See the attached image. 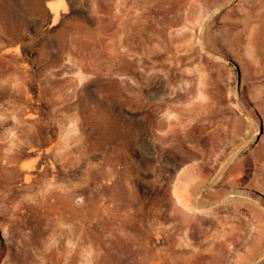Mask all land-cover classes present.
<instances>
[{
  "label": "rangeland",
  "instance_id": "rangeland-1",
  "mask_svg": "<svg viewBox=\"0 0 264 264\" xmlns=\"http://www.w3.org/2000/svg\"><path fill=\"white\" fill-rule=\"evenodd\" d=\"M121 1L122 12L134 14L140 11L138 0ZM16 2L25 19V4L29 0ZM44 2L51 7H66L70 12L63 13L64 18L58 27H73L88 36H96L99 32L101 35L104 21L115 23L111 18L117 12L116 4L111 0ZM143 5V13L148 10L146 19L142 21L144 25L141 23L145 27L159 26L166 30V20L174 11L182 14L185 10L196 19H202L203 50L199 48L198 41L194 44L202 58L200 84L198 72L193 75L189 71L184 74L187 78L183 76L185 81L190 79L188 84L184 80L179 81L180 75L176 73L168 82L166 74L173 64L168 63L162 49L157 47L155 52L158 54H128L126 58H135L139 75L136 71L135 75H127L124 79L117 72L109 73L106 67L103 71L100 69L102 58L95 48L77 49L73 53L84 61L89 70L88 78L101 80L99 90L91 91L90 99L85 100L81 83L87 79L75 86L72 94L66 87L69 74L62 71L67 64L66 45L41 62L42 70L33 79L31 90L25 91V61L20 60L22 46L6 44L4 49L9 52L0 59V137H3L0 138V205L11 206V212L0 216V221L7 223L10 231L9 236L2 235L0 227V263L4 258L5 264H62L64 255L75 250L78 260L87 258V263L76 264H170L168 231L178 218L172 203L180 208L181 205L175 201L172 192L168 197L171 205L168 206L164 205L166 200L153 198L151 187L154 181L157 178L169 179V176L155 157L138 151L141 149L132 123L134 125L137 120L138 104L155 108L160 105L162 109L165 96H172L176 105H180L181 100L188 101L190 105L201 102L204 129L211 133L217 129L214 134L220 146L213 158L223 155L218 163L212 159L205 163L194 161L197 169L203 166L209 173L208 182L196 196L207 194L206 206L217 211L199 213L183 209L189 218L182 224L188 240L193 242L191 249L200 250L205 257L203 264H211L208 256L214 252L223 256L219 257L223 264H235L241 254L251 257V264H264V196L245 187L254 179L264 187V177H256L252 163L254 155L261 157L264 154V0H145ZM134 6H138V10ZM85 13L92 15L93 19L89 22L84 20ZM97 18L101 20L97 21ZM30 19L27 14L26 20ZM50 44L37 42L36 54L43 45ZM128 76L133 77L127 79ZM196 76L198 80L194 78ZM160 80L164 84L157 93L155 87ZM181 81L188 87L183 89ZM115 82L117 86L121 85V98L124 99L121 100L123 108H118L121 113L117 111L126 117V121L120 126L107 124L109 128L105 129L102 137V122L98 123L94 114L103 96L115 93ZM198 85L203 92H199ZM196 93L202 98H197ZM63 99L72 106L67 117L54 110ZM25 109L37 119L36 125L44 134L53 119L59 130L65 131V135L53 137L62 140L70 137L77 156L87 167V175L77 173L70 192L45 186L44 180L49 174L26 184L25 169L21 168L25 165V154L16 163L6 159L3 148L6 132L11 131L16 136L21 127L19 119L24 118ZM256 128L260 135L252 139ZM246 143L251 151L246 150ZM240 159L243 162L234 167L235 161ZM261 159L264 164V155ZM61 181L60 178L56 180ZM232 202L235 207L230 205L234 204ZM210 218H214L215 228ZM215 234H222L227 241L219 244ZM231 236L235 243L228 239ZM198 260H202L201 257Z\"/></svg>",
  "mask_w": 264,
  "mask_h": 264
},
{
  "label": "bare ground",
  "instance_id": "bare-ground-1",
  "mask_svg": "<svg viewBox=\"0 0 264 264\" xmlns=\"http://www.w3.org/2000/svg\"><path fill=\"white\" fill-rule=\"evenodd\" d=\"M134 1L136 0H133L132 2ZM138 1L140 11L137 9L138 6H134L138 12H135L134 9L133 12L135 13L130 14L127 12L124 13V11L122 12L123 9H120V6L123 4L121 0H111L112 4H116L114 7L117 12L114 13V18H111L115 19L113 21L115 23L112 24V20L109 22L104 21L101 35L99 32L96 36H88L81 32L80 34L78 30L73 27V29L58 27L59 23L64 18L63 13L66 14L69 12L66 7L60 9L59 7H51L47 5L44 0H29V2H26L25 4L26 12L24 19V13L20 11L16 0H0V17L2 19L0 22V59L4 58V53L9 52L8 49H4L6 44L15 43L22 46L23 56L20 60L25 61V69L23 70V73L25 74V91H29L32 88L33 79H35L38 72L42 70L41 62L49 58L54 51L60 52L66 45H68L65 55L67 64L64 65L62 70L63 73L69 74V82L66 87L70 94H72L75 91V86H77L82 80L87 79L81 83V89L85 93L83 99L85 100L90 99L91 91L99 90L101 84L99 81L101 80L96 81L90 79L92 77L88 78L89 70L84 61L77 59L73 53L74 50L77 49L95 48L99 56L102 58L100 69L103 71L104 67H106V70L109 73L117 72L121 74L124 79L127 75L136 73L137 71L135 58H126L128 54L139 53L141 56H148L151 53L158 54L155 52V48L157 47L162 49L161 51H163L168 63L173 64L171 67L166 63L168 67H171L168 74H166L168 82L171 80L174 73L180 75L179 81H185L183 76L187 71L191 73L193 72V75H196L198 72L197 76L200 80L199 76L202 73V58L201 53L196 50L194 44L195 41H198V45H200L199 48L203 50L202 46L204 43L202 41V33L204 22L201 21L202 19H196V17H193L191 14L185 13V10L182 14L179 12L177 14L174 11V14L168 16V19L166 20V30L159 26L145 27L146 25L143 26L144 23H142V21L146 19L145 14H148V10L146 13H143L142 7L144 6L143 3L145 0ZM198 1L200 2L201 0ZM26 13L29 14V17L31 18L30 21L26 20ZM243 13L244 12H242V14ZM84 17V20L86 19L88 22L93 19L92 15H86V13ZM98 20H101V18H97V21ZM141 23L143 25H141ZM37 42H49L52 44L47 46L43 45L36 54ZM96 46H98V49ZM160 49L159 52H161ZM105 63L106 66H104ZM191 73L188 75H191ZM137 74L138 71L136 75ZM197 76L194 78L197 79ZM129 77L130 76H128L127 79ZM185 77L186 76H184V78ZM109 79L111 78L109 77ZM121 79L120 81H122ZM113 81H115V79ZM116 81L118 82L119 80ZM188 81H190V79ZM188 81H185L184 83L188 84ZM109 82L110 84L112 83V81ZM196 83L197 81L195 84ZM200 83L201 80L199 84ZM162 84L164 83H162L161 80L157 82L155 87L158 90L157 93L162 88ZM123 85H125V82ZM119 86L121 85H116V87H114L117 89L114 94H111V96H103L99 102V109L96 110V113L94 114L95 119L99 121L98 123L102 122L100 125L102 137L105 135V129L108 127L107 124L111 125L112 123H116L119 125L126 121V117L124 118L122 116L123 114H118V111L120 110H118V108H123L121 100H124L121 98V91L123 90H121L122 88ZM167 86L170 85L167 84ZM180 86L184 89L187 85L183 86L182 84ZM190 88L192 91V86ZM172 89L174 90L173 87ZM200 89L201 88L199 87V92H203L202 89ZM174 91L176 92V89ZM174 91L172 93H174ZM188 91H190L189 88ZM184 92L185 91L183 90V93ZM191 94H193V92ZM191 94L189 95L191 96ZM177 95L180 96L179 93ZM195 96L197 98H202V95L199 93H196ZM176 97L178 98V96ZM165 98V107L161 106L162 109L159 108L160 105L155 108V106L151 107L152 105H149L150 107H148L143 104H138V110L136 111L137 120H135L136 123L134 122V125L132 122L130 123L134 126V130L138 136L139 148L141 149L138 151L150 153L152 157H155L156 160L162 164V170L166 171L169 176V179L157 178L154 181V184L151 187L153 198L166 200L164 205L168 206L169 204L171 205L168 197L170 196V192H172L171 194L175 196V201L181 205V208L179 206L177 207V204L173 202L172 204L174 208L171 207L177 211L176 215L178 218L175 221L176 223H173L169 228L170 231H168V233H170V242L167 251L170 264H186L188 261H190V264H203V258L205 257L199 252L200 250L194 251L191 249L193 242L188 240L189 237L186 233V228H184L182 224L189 218L187 219V215L183 209L199 213L217 211L216 208L206 206L205 199L207 194L200 197L196 196L201 192L202 187L208 182L209 173L203 166L197 169L194 161L201 160L205 163L209 161V159H212L218 163L223 155L220 154L219 158H213L219 150L220 143L217 135L215 136L214 134L215 130H217L216 128H214V133H211L203 127L205 125V120L203 121L204 110L201 102H195L190 105L188 101L181 100L180 105H176L174 97L165 96ZM52 106L54 107L55 104ZM71 108V103L67 102L66 99H63L60 102V105L55 107L54 110L60 115L67 117ZM49 114H51L50 111ZM19 122L21 123V127L16 136L11 134V131L7 130L6 132V140L3 143L6 159L10 162L16 163L18 162L19 157L25 154V165L21 168L25 169L24 179L26 184H32L39 177L49 174L44 180L45 186L54 189L63 188L65 191L70 192L73 188L77 173H81L84 176L88 173L87 167L83 164L81 158L77 156L75 147L72 141L69 140L70 137L64 140L53 137V135H65V131L59 130V125H57L53 119L51 120V125H49L46 134H44L36 125L37 119L34 118L30 112L26 111V109L24 118L22 117L19 119ZM217 134L219 135V133ZM259 135L258 128H256L252 134V139H257ZM245 148H247L246 150L251 151V147L248 146V143H246ZM123 149L124 148H122V153L125 154ZM254 150H256V148ZM130 152L128 154H130ZM128 154L127 157L129 156ZM262 155L261 157L254 155L252 159L257 178L261 175L264 177V164L261 162ZM240 162L242 163L243 159L235 161L234 167L239 165ZM214 166L211 168L214 169ZM58 178L62 181L56 182ZM245 187L257 190L264 196V187L256 179L248 181ZM230 205H233L234 207L236 206L235 203ZM10 212L11 206L5 203L0 205V216H4ZM209 220L210 223L212 221L214 222V225L212 223L214 227H212L215 228L217 225L215 224L214 218H210ZM6 224L7 223L0 221V227L3 230L2 235L8 234L9 236L10 231ZM216 229L219 231V228ZM219 232L221 233V231ZM218 234L215 235L219 239V244L227 241V238H223L222 234ZM217 238L215 237V239ZM228 239H232V242H234L232 236ZM209 244L213 245L212 242H209ZM212 247L215 246L213 245ZM218 252L220 253V250ZM221 256H218L216 252L211 253V255L208 256L210 258L209 262L211 264H223V261L219 258ZM199 257H201L202 260H198ZM15 258L18 260V251L15 252ZM252 261L251 257L246 256V254H241L235 260V264H251ZM77 262L87 263V258L85 260L82 259L81 261L78 260L77 252L73 250V252L64 255L62 264H76ZM5 263L6 260L2 258L0 264Z\"/></svg>",
  "mask_w": 264,
  "mask_h": 264
}]
</instances>
